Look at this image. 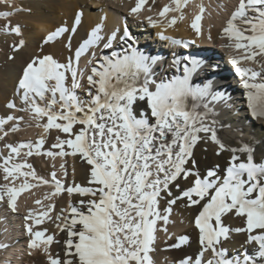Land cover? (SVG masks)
<instances>
[{"label":"snow or ice","instance_id":"snow-or-ice-1","mask_svg":"<svg viewBox=\"0 0 264 264\" xmlns=\"http://www.w3.org/2000/svg\"><path fill=\"white\" fill-rule=\"evenodd\" d=\"M147 3L136 0L130 14L139 18ZM188 3L171 0L158 15L163 18L170 12L181 13L179 19H183L181 10ZM0 4L16 12H31L23 5L17 7V0H0ZM197 7L200 14L191 27L199 36L205 6L201 3ZM11 15H0L8 21L0 31L22 37V28L11 24ZM82 17L83 12L74 13L72 25L57 27L43 41L47 45L61 37L68 39L65 47L69 55L63 61L48 53L32 57L16 89L23 107L15 101L6 104L10 110L30 113L45 133L55 129L65 137L57 136L44 152L43 136L35 144L14 145L5 138L20 130L23 117H0V141H5L3 147L8 150L5 154L0 149L4 181L0 203L16 213L22 193L48 185L53 189L43 200L35 199L39 212L29 209L24 217L29 222L25 228L27 254L43 256V264H155L151 254L155 252L158 225L162 222L166 226L171 206L182 202L194 213L196 249L189 251V237H181L171 246L180 250L173 264H264V139L258 144L254 139L244 140L242 130L235 140L219 135L224 124L218 117L229 114L224 111L227 100L211 83L196 79L201 64L194 58L184 56L187 63L183 67L180 59H173L169 67L182 74L157 80L154 69L158 58L134 47L127 27L105 35L99 24L86 31L83 42L73 48L70 36L82 26ZM147 20L153 27L160 24L152 16ZM176 23L172 17L169 26ZM223 33L230 41L226 47L236 53L231 64L248 90L250 115L264 121V82H257L264 81V0H238ZM194 42L172 40L185 48ZM117 43L126 46L122 52L96 56V49H113ZM24 46L20 39L11 48L15 53ZM88 54L90 71L80 67L81 58ZM246 63L258 69L241 66ZM44 118L46 124L38 123ZM209 143L215 145L213 155L224 158L223 166H202L197 159V146ZM33 155L53 161L57 156L79 160L84 184L76 182L74 166L69 181L65 162L59 165V178L55 164L51 181L38 176L26 160ZM62 194L69 202L54 218L64 236L61 240L36 228L45 219H53L50 213L55 206L44 201ZM74 196L86 199H79L77 206ZM236 219L240 226L232 227ZM233 233L244 239L240 249L229 256L226 245ZM54 243L59 245L56 253L52 252ZM9 246L0 241V250Z\"/></svg>","mask_w":264,"mask_h":264},{"label":"bare ground","instance_id":"bare-ground-1","mask_svg":"<svg viewBox=\"0 0 264 264\" xmlns=\"http://www.w3.org/2000/svg\"><path fill=\"white\" fill-rule=\"evenodd\" d=\"M170 2L171 0H156L155 2H153V0H148V3L145 5V9L139 14V18L130 14V9L135 6L136 0H17V7L23 5L26 8H31V12H16L15 9L0 4V15L5 12L12 13L10 17L11 24L13 26L19 24L22 28L23 33L22 37H17L15 35L4 34L2 31H0V48L2 51L0 53V105H4V101L10 98L11 95H14L16 98H20L16 94L18 80L22 75L23 68L32 57L37 55L42 56L48 53L52 54L54 58L63 61L65 57L69 55L68 49L65 47V45L69 42L68 39H64L63 37H61L58 38L59 42H51L47 45H44L43 41L46 36L52 31L56 30L57 27L72 25L73 15L76 12H83V17L82 26L78 28L77 33L70 36L73 48L78 47V44L83 42L82 38L85 37V32L90 31L97 24L102 26V34L105 35L110 34L116 28H119L122 31L125 27H127L130 31V34L133 35L131 32L132 30L128 26V23H124L127 17L129 19L136 20L140 24L139 30L141 31V34L139 36L136 35L137 38L150 35L152 39L157 40L163 44H167V48L170 50L175 51L178 49H185L184 51H186V53L184 52V54H187L186 56L194 58L200 62L199 54H196L198 53V51H196L197 46L200 47V45H210L213 40H215L214 37L218 36L215 35V29L219 27H221L222 29V27H225L224 22L227 20V16L229 15V13L234 10V7L238 3V0H189V3L181 10L184 16L183 19H179L181 13L174 12H170L167 17H159V11H161L165 5H169ZM201 3H203V5L205 6V12L202 14V19L200 22L201 34L198 36L195 33L194 29H192L191 24L194 22L195 16L197 14H200L197 5ZM111 6H116L120 10L115 11ZM149 8L151 9L150 11L148 10ZM123 15H125V17ZM148 16H152L153 19L159 21L160 24H158L157 27H153L148 23ZM172 17H176L177 23L173 26H169V21ZM6 23H8V21L0 18V28H2ZM161 35L168 37V39H162ZM20 39H23L25 41V46L19 51L13 53L11 45L14 43H18ZM172 40L195 42L189 43L188 47L185 48L182 44L174 45L172 43ZM216 40L217 41H215L214 43L222 42L219 38H216ZM141 43H144V41L141 40ZM117 44H114L113 49L108 50H110L111 52L117 51L115 50ZM133 46L141 51V49L136 44ZM103 50L104 49L101 48L96 49L95 51L102 52ZM192 50L195 51L193 52ZM149 54L151 56H154L153 52ZM234 55H236L234 50L229 49L227 52V59L232 60ZM10 56H14V59H9ZM171 56L174 59H180L179 57H176L175 54H171ZM89 58L90 54L85 55L81 58V68H88L89 65L87 64V61ZM157 58L159 63L161 61V57ZM181 59L183 58L181 57ZM241 66L252 67L249 63L242 64ZM179 75L180 74L178 73V76ZM12 99L10 101H15V103L17 104L16 99ZM227 108L228 107L224 106V111L229 114L224 115H231L230 118H228L234 121V113ZM219 110L220 109L217 108V111ZM13 111L14 110L6 108L5 113H7V115H13V113L15 114V112ZM231 120L230 122L226 121L224 126L227 128H232ZM261 123H264V121L256 120V125H254L252 133H250L251 137L244 138V140L254 139L255 143L258 144L262 139H264V131L260 127ZM22 132L28 135L34 133L35 129L31 130L29 127H26L22 130ZM40 133V137H44V129L41 130ZM223 134L224 132L221 129L219 135L222 138L227 139L223 136ZM57 136L63 139L65 137V134L59 133L57 131ZM56 137H53L52 142L56 140ZM46 148L48 147L46 146ZM46 148L42 147V152L46 151ZM205 148H207V151H205ZM214 148L215 145H212L211 143L207 145L200 144L197 146L195 150L196 156L197 159L201 162L202 166L213 165L216 163H219L221 166L224 165V158L213 155ZM57 162H61V160H57ZM68 163H70L69 181H71L72 179V169L74 166L75 180L76 182L83 185L84 171L81 162L79 160H74L73 157H70ZM51 191H53V189L50 186H41L39 188H34L30 191L22 193L17 201L18 210L16 213H12L10 209L7 208L6 204L2 206V208L0 207V241H4L10 245L6 250H0V264L19 263L23 251H20V249L18 248L20 247L18 243L17 245H15V240L19 239L22 233L26 234L25 228L27 223L29 222L25 221L24 224L19 222L16 218V215H21V213L26 212V216L29 209H33L34 213L39 212L41 209L40 206L35 205V199L39 198L43 200L44 194ZM173 192L175 193V189H173ZM79 199L86 198L74 196L73 202L76 203L77 206H79ZM55 202L56 197L51 201H44V204L51 203L54 205ZM67 202H69V198L66 195L65 200L60 202V208H66ZM171 207L173 209L171 214L172 220L176 224L174 228L171 229V231L173 233H176L177 237L171 242L159 243L155 248L157 250L156 259L163 264H172L175 258L180 255V250L175 249L171 246L173 244L179 243L180 238L183 236L189 237L190 242L192 243V247L188 250L194 252L196 249L195 240L198 230L194 225L193 211L186 209L182 202H178L176 205H172ZM5 209H7L8 211H6ZM6 212H8V215ZM186 226L188 228L181 230V227ZM238 226H240V222L238 219H236L233 221L232 227ZM39 230L45 231L46 235H53L54 239L62 240L64 238L63 233L60 236L54 235L55 231L57 230L56 224L49 227H43ZM243 239L244 238L242 235H236L233 233L231 242L226 246L231 249L232 252H234V250L240 249V245ZM182 247L187 248V245H184ZM58 250L59 245H56L54 243L52 252L56 253Z\"/></svg>","mask_w":264,"mask_h":264},{"label":"rangeland","instance_id":"rangeland-1","mask_svg":"<svg viewBox=\"0 0 264 264\" xmlns=\"http://www.w3.org/2000/svg\"><path fill=\"white\" fill-rule=\"evenodd\" d=\"M112 8L115 11L120 10L116 6H113ZM123 16L125 17V15H123ZM228 18H229V15L227 16V19ZM124 23H128L129 28L132 30L131 31L133 34L132 36H133L134 41H135L134 45L136 44L141 49V51L146 53V54L153 52L154 53L153 55L155 57H161V61L155 66V69H154L157 80H161V79H164L166 77L171 78L173 75L178 76V73L180 75L182 74L181 71H176L175 69L170 68L169 65L171 64L172 60L174 59L171 56V54H175L176 57H179L181 59V57L183 58L184 56L187 55V54H184V52L186 53V51H184L185 49H178L175 51L170 50L167 48V44H163L157 40L152 39L150 37V35L142 36L140 38L138 37L139 38L138 39L136 35L139 36L141 34V31L139 30L140 24L136 20L129 19L127 17H126ZM224 24L226 26V21L224 22ZM215 35H218V36L214 37L215 40H213V42L210 45H200V47L197 46V48H196V51H198V53H196V54H199V57H200L199 60H200L201 65H202L200 72H199V75L196 77V79L198 81L211 83L214 89L221 90L222 94L225 95L226 100H227V104L225 105V107H228L227 109L234 113V115H233L234 116L233 119H235L234 121L229 119L231 115L229 116V115L221 114L218 117V119L224 125H225L226 121L227 122H230V120L232 121V124H231L232 128H227L225 126L222 128V130L224 132L223 136L229 140H235L237 138V136L239 135V130H242L243 131V139L244 138H250L251 137L250 133H252L253 127H254V125H256V119H253L251 117L250 110L247 107V91L248 90L243 88L242 82H241L239 76L236 74L234 66L231 64V60L227 59L228 58L227 52L230 48L226 47V45L229 44L230 41H228L225 34L223 33V27H222V29H221V27L216 28L215 29ZM216 38L221 39L222 42L221 43L220 42L214 43L215 41H217ZM141 40L144 41V43H141ZM124 47H126V46H122L120 44H117L115 50H117V52H122ZM192 51L194 52L195 50H192ZM1 52L2 51L0 48V53ZM101 54H109L110 55L111 51L110 50H103L102 52H96L97 57H99V55H101ZM181 62H182L181 67H183V65L186 62L183 59H181ZM249 64L253 68L258 69L257 65L251 64V63H249ZM90 67H91V65L88 66L89 71H90ZM212 81H215V82H212ZM257 82H264V81L258 80ZM12 96H13L14 100L16 99L17 106L23 107V105L21 104L20 98H16L14 95H11L10 98H8L6 101H4V105H2V104L0 105V117H6L7 116V113H5L6 108H7L6 104L12 99ZM3 109H4V111H3ZM13 112H15V114L13 113L14 116L23 117V120L20 121V125H19L20 130L15 132V133L10 132L9 136L5 138L6 142L12 143L14 145L19 144V143H27V142H32L33 144H35L41 138L40 137V135H41L40 131L43 130V128L36 126L37 121L32 119L30 113L17 112L15 110ZM227 119H229V120H227ZM46 122H47L46 118L38 121V123H40V124H46ZM5 127L7 128L8 126H5ZM26 127H29L31 130L35 129V132L32 134H28V135L23 133L22 130ZM260 127L264 131V123H261ZM56 136H57V130H55V129H50L48 133L44 132L45 143H44L43 147L46 148V146H47L48 148H46V149L48 150L50 148L49 146L56 142V140L52 142L53 137H56ZM4 143H5V141H0V149H3V151L6 154L8 150L4 149V147H3ZM70 157L71 156H68L65 158H60L59 156H57V158L53 161L52 158L47 157V156L33 155L32 157H27L26 160L28 163H31L33 165V170L36 172V174L38 176L43 177L44 179L51 181V173L54 170L53 164H55V166H57L55 168V170L57 171L58 178L61 175L59 165L62 162L66 163V168L68 169V173H70L69 172L70 163H68ZM57 160H61V162H57ZM17 162H23V158H17ZM3 183H4V181L2 180V173H0V184H3ZM48 186H50V185H48ZM43 187H45V186H43ZM65 198H66V194H62L61 196L56 197V202L54 204V206H55L54 210L50 213V216L53 219H46L42 225L37 226L36 230H39L43 227L53 226V225L58 223V221H55L54 218L59 214L60 209H61L60 208V202L65 200ZM72 200H73V198H72ZM67 204H68V202H67ZM67 204H66V207H67ZM4 205L5 204L1 203L0 207L2 208V206H4ZM5 210L8 211L7 209H5ZM6 213L8 215V212H6ZM25 214H26V212L21 213V215H16L17 220L23 224L25 222V219H24ZM175 225L176 224L172 220V215L170 216L169 223L166 226L163 225L162 222L158 225L159 230L157 232V239H156V243H155V248H156L157 244H159V243L171 242V241L176 239L177 234L173 233L171 231V229L174 228ZM179 225H182V224H179ZM165 227L167 228V231H164ZM186 228H188V227L187 226L181 227V230L182 229L184 230ZM61 234L62 233H60L58 228H57L54 235L60 236ZM27 242H28L27 233L26 234L22 233L20 238L15 240V245H17V243H18L19 246L21 247V248L20 247H18V248L20 249V251L21 250L23 251V254L21 255V260L19 261L18 264H43V261H44L43 256L38 255V254H33V255L29 256L27 254V251H26ZM52 247H53V245H52ZM156 251L157 250L155 249V252L151 254L154 257L153 259L155 261V264H163L162 262H160L156 259V253H157ZM24 252H26V253H24ZM232 254H233L232 250L229 249V256H231Z\"/></svg>","mask_w":264,"mask_h":264}]
</instances>
